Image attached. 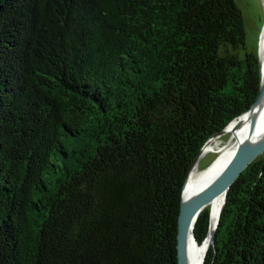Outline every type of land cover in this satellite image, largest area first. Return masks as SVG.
I'll use <instances>...</instances> for the list:
<instances>
[{"label":"trees","instance_id":"obj_1","mask_svg":"<svg viewBox=\"0 0 264 264\" xmlns=\"http://www.w3.org/2000/svg\"><path fill=\"white\" fill-rule=\"evenodd\" d=\"M259 88L234 0H0V264H177L186 174ZM203 264H264V156Z\"/></svg>","mask_w":264,"mask_h":264},{"label":"bare ground","instance_id":"obj_2","mask_svg":"<svg viewBox=\"0 0 264 264\" xmlns=\"http://www.w3.org/2000/svg\"><path fill=\"white\" fill-rule=\"evenodd\" d=\"M264 14V0H261ZM257 51L260 59L261 79L264 82V18L259 32ZM223 135L228 138L223 142L219 141ZM264 139V91L253 102L251 107L241 115L233 119L223 130L208 139L201 148V159L206 154L216 153L212 162L198 168L196 166L199 158L192 165L185 187V195L191 194L196 189L210 185L227 168L240 147L248 142H261ZM223 206V194H219L206 202L198 213L204 210L208 213V233L201 244H196L191 233L187 239V255L189 264H200L204 250L210 242L213 227L218 219ZM197 216V217H198ZM197 221V220H196Z\"/></svg>","mask_w":264,"mask_h":264},{"label":"water","instance_id":"obj_3","mask_svg":"<svg viewBox=\"0 0 264 264\" xmlns=\"http://www.w3.org/2000/svg\"><path fill=\"white\" fill-rule=\"evenodd\" d=\"M259 72H260V88L256 99L264 91V82L261 79L260 71V59L257 52ZM255 99V100H256ZM201 152V150H200ZM200 152L196 156L195 160L191 164L182 187L181 200L179 215L177 221V232H176V249H177V264H189V259L187 255V239L189 233H191L192 238L196 244H198L193 228L197 220V216L203 205L210 199L214 198L219 194H223V206L225 203V198L230 186L233 182L240 176L242 171L249 166L258 156H264V139L261 142H248L243 144L238 150L237 154L234 156L227 168L213 181L210 185L196 189L189 195H185V187L187 183V177L189 171L194 164V162L199 158ZM222 206V209H223ZM221 209V211H222ZM220 211V214H221ZM220 214L213 227L210 242L207 248L204 250L200 264H203L207 250L213 243L214 234L219 222Z\"/></svg>","mask_w":264,"mask_h":264},{"label":"rangeland","instance_id":"obj_4","mask_svg":"<svg viewBox=\"0 0 264 264\" xmlns=\"http://www.w3.org/2000/svg\"><path fill=\"white\" fill-rule=\"evenodd\" d=\"M238 8L240 9L245 23V43L248 52L257 53V44L259 32L263 23V8L261 0H234ZM228 138L227 135H223L219 141L223 142ZM216 153L210 152L201 159L199 158L196 166L203 168L209 165L215 158Z\"/></svg>","mask_w":264,"mask_h":264}]
</instances>
